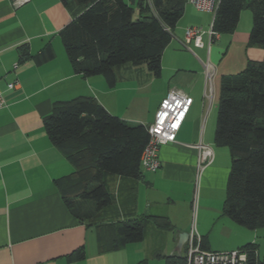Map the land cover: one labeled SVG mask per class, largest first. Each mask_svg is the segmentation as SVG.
Wrapping results in <instances>:
<instances>
[{"label": "crops", "instance_id": "1", "mask_svg": "<svg viewBox=\"0 0 264 264\" xmlns=\"http://www.w3.org/2000/svg\"><path fill=\"white\" fill-rule=\"evenodd\" d=\"M248 10L241 11L233 32L220 34L213 43H208L209 36L204 34L202 46L196 39L188 46L183 44L185 29L197 25L198 19L182 23L185 10L178 21L181 24L177 31L173 30L163 52L162 67L181 71L177 62L183 47L199 70L171 73L167 85L157 93L163 99L170 91H181L193 97V103L176 140L160 146L161 167L156 171L144 169V178L138 183L144 200L140 213L136 210L137 217L167 215L175 228L163 230L149 222L158 237L168 231L163 248L159 243L146 246V235L141 242L107 249L100 246L98 227L80 221L64 202L56 180L70 175L75 168L51 142L44 118L55 112L61 102L84 95L95 97L110 113L127 121L149 125L159 108L152 114L145 105L152 91V87L148 89L151 75L145 73L148 79L144 76L134 84L132 78L119 74L115 86H110L103 75L76 73L59 35L74 19V9L62 0H29L19 5L15 0H0V91L5 100L0 108V264H165L166 256L185 255L186 243L181 254H177L175 245L181 233L192 229L189 222L180 224L187 208L178 210L177 201L187 204L188 212L190 206L193 209L192 188L201 173L202 185L219 181L226 196L230 151L215 144L216 126L214 134L209 133L214 112L217 120L222 77L244 70L250 60L264 58L263 47L249 44L253 17ZM187 12L192 16L194 11ZM204 27L207 29V25ZM47 44L52 45L55 56L39 63L34 55ZM23 47L32 56L20 61ZM166 56L170 65L166 64ZM208 62L210 75L206 73ZM10 83L14 87L10 88ZM200 142L214 150V161L202 170L197 147ZM206 190L208 193L200 189L198 194L196 227L204 245L215 251L241 248L250 238L232 244L217 241L214 221L207 214L223 218L222 236L227 239L235 236L238 227L234 224H239L221 213L220 208L215 212L211 209L207 201L212 199V193ZM169 244L174 247L170 254ZM81 248L84 256L75 257Z\"/></svg>", "mask_w": 264, "mask_h": 264}, {"label": "trees", "instance_id": "2", "mask_svg": "<svg viewBox=\"0 0 264 264\" xmlns=\"http://www.w3.org/2000/svg\"><path fill=\"white\" fill-rule=\"evenodd\" d=\"M62 2L75 13L59 33L74 71L103 75L115 86L118 69L129 63L146 64L154 76L161 75L163 52L188 0ZM245 8L253 17L249 44L264 48V0H221L214 27L220 34L233 32ZM30 56L23 47L20 61ZM54 56L47 44L34 58L42 63ZM44 125L75 168L56 180L64 202L80 221L98 227L102 248L143 241L150 221L159 229L175 228L167 215L136 216L148 125L112 114L95 97L84 95L61 102ZM214 142L231 155L223 214L252 230L264 227V58L222 77ZM241 248L247 251V264H264L255 242ZM74 256L83 257L84 249ZM165 264H187L186 255L166 256Z\"/></svg>", "mask_w": 264, "mask_h": 264}, {"label": "built area", "instance_id": "3", "mask_svg": "<svg viewBox=\"0 0 264 264\" xmlns=\"http://www.w3.org/2000/svg\"><path fill=\"white\" fill-rule=\"evenodd\" d=\"M29 0H15L16 4H23ZM190 4L197 9L213 13V19L208 31L213 43L220 33L214 27V20L221 0H188ZM203 27L190 26L185 29V39L183 44L188 46L192 40L203 34ZM208 75L211 73L210 63L206 64ZM10 83L9 87H14ZM193 103V97L181 91H170L160 102L153 123L148 125L149 141L144 147L140 162L145 170L156 171L161 167L159 158L160 146L169 142H174L185 121L190 107ZM5 105L2 92L0 91V108ZM199 149V170L212 163L214 159V150L211 145L200 142L197 145ZM185 255L187 264H247V251L243 248L232 249L228 251H215L202 246V236L194 226L189 233Z\"/></svg>", "mask_w": 264, "mask_h": 264}, {"label": "rangeland", "instance_id": "4", "mask_svg": "<svg viewBox=\"0 0 264 264\" xmlns=\"http://www.w3.org/2000/svg\"><path fill=\"white\" fill-rule=\"evenodd\" d=\"M192 4H190L188 2V4L186 5V12L185 15L183 16V18L181 19L182 23H186L189 21H192L191 19H198V23H196L197 25H189L187 27L190 26H198V27H204L205 25H207V29H204V33L200 35V37L197 40L198 45L202 46L204 45L203 42V35L207 34L209 36V29H210V25L213 19V13L212 12H207V11H202L197 9L195 6H191ZM247 9V8H245ZM189 10H193L194 12H192V16H188V12ZM250 11V10H248ZM207 23V24H206ZM179 24H181L180 22L177 23L176 27L174 28V31H177V28L179 27ZM209 39L210 36L208 38V43H209ZM181 58H180V62H177L178 64H180V68H182L181 71H172L169 68L163 69L162 67V75L160 77H155L150 70L148 69L146 64H141L138 66H135L131 63L126 64L124 66H122L121 68L118 69V72L122 78H132V81L134 82V84H137L135 82L141 81L142 78L145 76V73H149L150 79H152V84L151 86H148V89L150 87H152V91H150L147 94V97L145 99V105L147 107H149V109L151 110L152 114L155 112L156 108L160 105L161 99L162 97H159L158 95V91L159 88L163 89L166 85L167 82L170 78L171 73H194V71H198V67L195 64L194 60H192V58H190V56H188L187 54V50L186 48L181 47ZM166 64H171V60H167V56H166ZM188 70H193L188 71ZM207 73V71H206ZM146 77V76H145ZM146 79H148L146 77ZM154 80V83H153ZM136 108L133 107L132 111L135 112ZM213 123L211 122V126L209 123V133L211 132V134H214V130H215V126H216V117H215V112L213 113ZM212 121V120H211ZM214 128V129H213ZM211 130V131H210ZM214 161V159H213ZM212 161V162H213ZM200 189H203V192L206 194L208 193V190H210V192L212 193V199L208 200L207 202L209 203L211 209L215 212L217 211V209L219 210L220 208V212L222 210L221 213H223V202H224V197H225V187L224 185H222L221 182L217 181L216 183H213L209 186H204L202 185V173L201 175L198 176L197 178V183L193 184V188H192V199L190 202H192L194 200V207L193 209L190 206V210L188 212V207L186 206L187 204L184 205V202H182V200L177 201V208L178 210L180 209H186L187 211L182 213V219H180V224H186L189 222V225L191 227V229L195 226L197 227V205H198V194ZM196 192V193H195ZM143 196L138 192V187H137V203H136V210H138V212L140 213L142 205H143ZM191 205V204H190ZM193 210V211H192ZM178 214V213H177ZM220 215L218 214L217 216H215L213 214V216H211L210 214H207V217H211V222L212 220L214 221V225H215V229H214V233H216V239L217 241L220 242H227L228 244H232V243H237V242H244L246 239L250 238L248 242H251V239H254V241L257 245H258V252L260 255V258L264 261V227H260L258 229L252 230L249 229L245 226H241V225H236L234 224L236 227H238L237 230L235 229V236L233 234V237L231 239H227L224 238L222 236V232L223 230H221V228L223 227V223H222V219L221 217H219ZM233 223V222H231ZM154 228V226L151 223H148L147 225V236L145 239V245L149 246V248L156 244L159 243L160 245H162V248L165 247V242L168 236V231H163L161 237H158L154 234V230L155 229H151ZM220 233V234H217ZM233 232H231L232 234ZM250 236V237H249ZM188 240V239H187ZM186 245H187V241H186ZM176 246V245H175ZM172 245L170 246V244L168 245L169 250V254L172 252L173 248ZM165 249V248H164ZM208 249V248H207ZM226 251V250H225Z\"/></svg>", "mask_w": 264, "mask_h": 264}, {"label": "water", "instance_id": "5", "mask_svg": "<svg viewBox=\"0 0 264 264\" xmlns=\"http://www.w3.org/2000/svg\"><path fill=\"white\" fill-rule=\"evenodd\" d=\"M188 238H189V233H181L180 234L179 240L177 242L176 249H175L177 254H181L182 253L183 246L186 243Z\"/></svg>", "mask_w": 264, "mask_h": 264}]
</instances>
